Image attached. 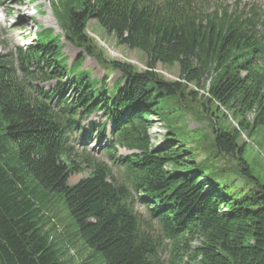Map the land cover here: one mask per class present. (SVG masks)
Returning <instances> with one entry per match:
<instances>
[{"label": "trees", "instance_id": "1", "mask_svg": "<svg viewBox=\"0 0 264 264\" xmlns=\"http://www.w3.org/2000/svg\"><path fill=\"white\" fill-rule=\"evenodd\" d=\"M54 3L66 41L106 65L86 33L94 19L120 45L145 53L146 68L111 60L108 67L121 76L108 87L106 77L80 70L81 55L68 65L53 29L13 57L0 55V264H94L91 255L76 263V237L105 264H165L166 241L168 264H264V181L243 157L246 142L239 144L246 131L264 126L259 19L202 14L191 0ZM158 64H176L179 80H167ZM50 81L49 89L42 86ZM189 84L209 88L202 93ZM192 101L213 124L214 158L236 159L243 185L221 166L197 163L180 139L184 129L165 108L178 105L182 116ZM220 110L237 126L220 127ZM96 112L103 122L88 120ZM153 116L167 126L156 145ZM74 135L76 146L109 135L103 153L110 164L79 153ZM119 147L134 153L118 156ZM85 169L89 175L70 185ZM60 202L79 228L73 238L64 232L66 243L48 228Z\"/></svg>", "mask_w": 264, "mask_h": 264}, {"label": "rangeland", "instance_id": "2", "mask_svg": "<svg viewBox=\"0 0 264 264\" xmlns=\"http://www.w3.org/2000/svg\"><path fill=\"white\" fill-rule=\"evenodd\" d=\"M191 1L193 2L195 9L202 14H212L215 11H218L219 14H221L223 11H227L229 14L236 13L240 16L239 19L241 21L252 17L255 19L258 18V34H264V0ZM54 2H57V0H0V55L13 57L18 48L25 49L27 45H29V39L24 41L22 37L29 34V36L33 39L35 34L41 32V30L43 31L44 28H52L55 35H63L61 25L57 17L56 4ZM251 8L254 9L253 12H251ZM86 33L97 45L96 49H102L106 62L107 60H118L121 62L131 63L138 70H144L146 68L145 53L139 49H131L126 45H120L117 42L115 35L109 34L99 23L96 22V20L92 19L87 23ZM62 42L65 44L62 51L65 56H68L67 63L71 65L72 61L82 51L67 43L64 37H62ZM82 69L92 71L91 74L93 77L102 78L104 76H108L110 83L120 76V72L118 70L110 71V69H106L95 57L88 55L84 56ZM157 71L170 81H175L179 78V67L176 64L170 66L158 64ZM44 86L49 89L52 86V83H47ZM188 87L190 90H195V88H197L194 84H190ZM208 88L209 85L207 84L206 89ZM70 92L68 95H70ZM190 108L186 113H183L182 116L178 105H168L165 110L166 112H169V119L178 120V125L184 129V134L180 136V139L185 138L187 144L186 146L190 148L191 152L192 148L194 149L193 156L195 161L197 163H209L212 167H217V165L221 166L220 168L228 170V174H226L225 177L232 180L238 179V185H243L245 180L244 178H240L237 174L236 159L231 157L214 158L215 151L211 146L214 140L212 133L213 124L211 119L197 113L202 111L201 106L197 102L192 101L190 103ZM213 110L215 111V108H213ZM216 116L220 127L229 128L232 125L236 126V122L231 117H223L222 110L217 111ZM90 120H97L98 122H101L103 121V118L92 116ZM152 120L153 126L150 129V133L154 136L153 142L156 145L164 140L163 135L167 132V126L164 122H162V120L159 121L158 117L153 116ZM245 133L247 134V137L243 135L239 140L240 145L246 142L244 145L243 157L250 165L253 174L261 181H264V126L257 127L252 132L246 131ZM108 139H110L109 135L97 142H95L94 138L87 139V149H83L84 147L78 146V149L76 150H78L79 153L86 150V153H93L96 158L104 160L110 164V160H108L103 153V146L106 144ZM118 149V156L134 153L133 151L123 147H119ZM114 172L120 180L122 176L121 171L114 168ZM88 175L89 171L86 169L84 171L77 172L70 176L69 184L73 185ZM136 209L146 214L144 206L137 204ZM53 214L55 216L53 218L54 225L50 223L51 225H48V228L53 229L52 226H54L52 233L58 237V241L62 239V242L66 243V237L63 235L64 232L72 238L75 237L76 233H79L78 224L70 216L65 203L55 206ZM155 227L157 233L158 227ZM55 231L56 234H54ZM74 241L76 242V254L74 251H71L70 254L76 256V263H80L91 255L92 263L105 264L102 259L97 258V256H100V253L92 254L93 251L83 247V242L77 237L74 238ZM167 242L168 241H166L160 254L165 264H168V260L170 258L169 243ZM192 246H196V243H193Z\"/></svg>", "mask_w": 264, "mask_h": 264}, {"label": "bare ground", "instance_id": "3", "mask_svg": "<svg viewBox=\"0 0 264 264\" xmlns=\"http://www.w3.org/2000/svg\"><path fill=\"white\" fill-rule=\"evenodd\" d=\"M145 148V147H144Z\"/></svg>", "mask_w": 264, "mask_h": 264}]
</instances>
